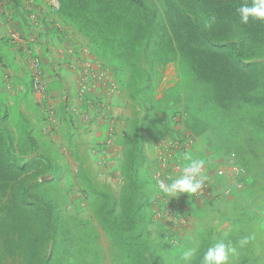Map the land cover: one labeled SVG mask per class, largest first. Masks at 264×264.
<instances>
[{
  "label": "trees",
  "instance_id": "16d2710c",
  "mask_svg": "<svg viewBox=\"0 0 264 264\" xmlns=\"http://www.w3.org/2000/svg\"><path fill=\"white\" fill-rule=\"evenodd\" d=\"M57 1L60 6L55 16L76 40L97 50L103 61L116 70L131 73L128 92L132 101L142 102L135 90L146 84L143 87L150 90L152 105L160 104L167 110L181 103L195 131L202 134L210 130L222 148L231 154L242 152L240 158L246 169H252L250 162H264V21L250 18L247 24L241 23L238 11L244 4L251 6L254 0H192L193 12L183 8L181 0ZM22 2L0 0V18L8 21L4 30H12L19 19L27 20ZM24 24L30 29L31 24ZM3 41L8 43L10 39ZM142 55L146 67L141 65ZM255 58L260 61L252 60ZM171 62L179 65L181 81L154 102L158 68ZM15 114L29 125L19 107L8 101V93L0 90V242L8 239L5 246L0 244V264L9 256L20 257L23 264H71L75 236H70V226L59 219L56 187H44L40 182L44 170L53 180L60 176L59 171L38 169V161L30 165L35 139L29 130L23 132L26 123L16 122ZM152 120L153 124L159 123ZM134 122V141L142 142L145 127L138 120ZM19 139L26 143H17ZM245 139L252 144L262 139L260 154L254 148L247 153ZM150 166L152 163L148 169ZM132 175L134 169H125L124 176ZM145 181L142 177L134 186L123 184L119 192L104 189L108 191L102 196L98 192L94 212L100 224L108 225L105 229L111 232V238L121 241L124 252L120 258L127 264H164L161 256L149 253L151 241L143 235L144 221H151L143 207L150 201L148 190L157 186L153 180V186ZM138 186L141 190L134 198L129 189ZM45 188L51 193L43 195ZM89 188L91 192L99 189L90 181ZM75 226L79 232L84 224L76 221ZM83 231L85 237L90 235L86 244L100 238L92 226ZM247 235L254 239L239 249L236 264H264L262 230L250 228L249 233L236 234L227 242L236 243ZM85 240L80 236V241ZM205 251L200 250L193 264H200Z\"/></svg>",
  "mask_w": 264,
  "mask_h": 264
},
{
  "label": "rangeland",
  "instance_id": "374dc122",
  "mask_svg": "<svg viewBox=\"0 0 264 264\" xmlns=\"http://www.w3.org/2000/svg\"><path fill=\"white\" fill-rule=\"evenodd\" d=\"M181 1L180 5L183 8L186 9L187 7L189 11L193 12L192 0ZM46 9L48 8L46 7ZM61 27L64 28L65 26L61 24ZM27 33L30 34V29H27ZM58 33L61 32L58 31ZM73 39L75 38L73 37ZM70 47L78 48L81 52L85 45L82 41H78V44L70 43L68 48ZM94 53L100 57L99 60L102 62V55L97 50ZM252 60L260 61L258 58ZM142 61L141 65L146 67V60L143 55ZM11 62L13 63V60ZM25 63H27V60ZM42 64L46 69L45 66L48 64L46 59L43 60ZM51 72L49 76H51ZM180 74L182 73L177 62H171L158 68L154 81L156 86V99L154 102L160 100L167 89L180 83ZM116 75L117 84L120 83L122 86L118 88L120 89L119 93H117L119 90L114 92L115 97H113L116 99H113V101L116 100L115 103L117 104L113 116H108V120L105 121V128H107L105 136H108L111 142L104 146H109L105 148L109 152L102 154L100 157L92 155L89 158H84L82 154L78 157L77 153L73 152L74 149L77 152L82 151L77 141L72 142L74 147H66L69 153L66 150H61L63 145L58 142L55 146L50 147L48 155L40 167L41 169H58L59 171L60 176L54 177L53 180L51 175H48L44 170L45 174L40 177V182L45 184L44 187L47 185L56 187V201L61 210L59 219L70 226V236H75L73 239L75 256L71 259V264H127L126 261L120 258L124 252L122 251L121 241L111 238L113 235L105 229L108 225L102 222L99 223L98 214L94 212L95 206H93V203L98 202L96 196L98 192H102L99 193L101 196L108 191L104 189L108 188L119 192L123 184L129 186L133 184L134 186L140 182L142 177L146 179V185H155L153 181L157 184L153 188L154 190H148L150 201L143 207L146 216L150 217L151 220L148 223L144 221L145 228H142L143 235L145 237L148 235L151 241L150 245L152 246L149 253L161 256V245H163L164 250H170L171 241H185L189 237H201L200 250H207L208 247L219 240L227 242L236 234L249 233L250 228H257L264 232L263 160L250 162L249 166L252 169H246L240 158L242 152L231 154L222 148L223 146L217 140L218 138L210 130H207L204 134H198L195 131L193 121L190 120V117L187 120V115L183 112L181 103L172 104L167 110L160 104L152 105L150 103V90L143 87L146 84L138 86L135 90L138 97L142 98V102H145H134L129 98L128 92V85L132 78L130 77L131 73L117 70ZM46 76L49 83L50 77H48L47 72ZM148 85L150 87V84ZM50 86L61 92L63 90L68 94L67 96L72 95V89L64 83H51ZM8 87L12 90L11 85H8ZM6 92L10 94L12 91L5 90ZM82 98L91 100L95 96L85 94ZM8 101L10 102V100ZM96 102L93 103L95 106L99 104ZM10 104L12 103L10 102ZM15 117L17 118H15L16 122L24 121L26 123L23 132L30 129L31 126L19 114H15ZM83 118L85 123L89 122L87 118ZM152 119L159 120V123H151ZM135 120H138L140 126L145 127V130H142V142L136 143L134 141ZM100 122L104 123L103 119ZM32 132H34V129ZM181 132L192 137V152L189 154L184 152L179 159H175L176 161L171 164L174 156L170 153H173V150L171 151L170 144L167 145V141L168 139H177L181 136ZM12 133L11 131L10 134ZM14 133L16 134L15 129ZM37 134L39 137L38 143H41L40 131ZM94 134L96 136L95 132ZM112 137H114V141L111 140ZM126 139H129V141H126ZM262 141V139H256L252 144L245 139L246 152L248 153L253 148L258 152ZM17 143L23 144L26 143V140L19 139ZM127 145L130 146L127 148ZM117 146L121 148L118 150ZM56 147L61 151H56ZM91 147L92 145L89 147L90 151ZM109 154L110 156H107ZM152 157L154 160L149 159ZM188 157L203 158L206 161L202 170L207 177L204 181V187L192 197L181 193L172 198L160 188V184L162 182L169 185L175 178L183 175V166L187 163L186 158ZM133 159L134 162H132ZM151 163L152 166L148 169ZM172 165L175 167H172ZM129 168L134 169L135 172L132 178L124 176L125 169ZM136 169H139V171ZM218 169H224V174H227L217 176ZM239 169L241 174L237 177L236 173ZM28 170H30V167ZM253 170L255 171L253 172ZM89 181L98 185L101 190L97 189L91 192ZM132 187L129 189L130 195L137 198L141 186L136 189H132ZM128 188L126 187V189ZM42 192L43 195H48L51 193V189L45 188ZM76 221L84 224L83 229H87L89 226L96 228L100 233V238L86 244L90 240V235L87 234L85 237L83 229L78 232L80 228H76ZM93 233L91 235L94 239L96 235L93 236ZM80 236L86 240L80 241ZM7 243V238L1 239V245L5 246ZM162 262L165 264L163 257ZM4 264L23 263L20 257L9 256L4 258ZM63 264L67 263L64 261ZM234 264H236V260Z\"/></svg>",
  "mask_w": 264,
  "mask_h": 264
},
{
  "label": "clouds",
  "instance_id": "9594fccd",
  "mask_svg": "<svg viewBox=\"0 0 264 264\" xmlns=\"http://www.w3.org/2000/svg\"><path fill=\"white\" fill-rule=\"evenodd\" d=\"M42 1L44 2L43 9L45 11H48L49 14L47 17H43L42 11H39V8L37 6H33V2H31L30 9L26 11L27 21H29V24H31L30 31H32V29H37L39 27L40 22L47 20L49 23V29L51 31L55 29L57 33L58 31H60L61 34L64 32L70 34L67 30V27L65 25L64 28L61 27L62 23L58 21V19L55 17V12L59 10V1ZM45 5L48 9H46ZM238 11L240 13L241 23L247 24L250 18L264 21V0H254L251 6L244 4L239 8ZM51 12L53 14H51ZM7 23L8 21L5 22L0 18V28H2V30H0V41L4 40L5 38H9L10 42H8V44L10 46L17 45L18 47L24 50L25 58L27 60L26 65L28 66L30 74L31 90L33 93L41 97V99H39L38 104L40 105L41 110L43 112V117H45L46 119L47 117H53L55 115V107L53 102L54 99L49 90V83L47 81L46 72L42 64V59L39 55L34 53L31 48L27 47V40L22 35V33L25 34L24 31L27 30L23 29L21 30V33L17 25L13 26L12 30H10V28L4 30L3 27ZM26 35H29L30 37L32 35V32L30 34L26 32ZM39 36L40 35L36 37L38 38ZM94 51V49H91L86 45L83 51L81 52H79L78 48L70 47L69 52L77 55L75 57L76 60H74V62H70V68L78 72V92L80 98H82L85 94H93L95 96L94 99L91 98V100H88V103L91 105L90 109L92 110V112L85 111L84 113H82V116L87 118L89 122L100 121L101 119H103V122L105 123V121L108 120V116H113V112L117 104L115 103L116 100L113 101V99H116L114 98V92L119 90L117 92L119 93L120 89L118 88H121L122 85L118 83V86L117 84V70L114 67L105 63L102 57L101 62L99 60L100 57L97 56ZM33 59H37L39 61L43 72V90L41 91H37L34 88L33 75L30 66L31 61ZM6 88V90L11 91L8 86ZM95 102L99 104L95 106L93 104ZM34 128V126L30 127V133ZM31 137L34 136L31 134ZM109 142L111 141L109 140ZM168 144H170L171 151L173 150V153H170L173 154L172 156H174L171 160V164H173L177 159H179L183 155L184 152H187V154L192 152L191 150L193 148V139L184 132H181V136L177 139H168L167 145ZM44 156L45 157L31 156L32 159H30V165L34 161H38L40 162V166H38V169H41V164L43 163L47 155ZM186 159L187 163L183 166V175L178 178H175L169 185H165L162 182L160 184V188L172 198L177 197L181 193L188 194L189 197H192L204 187V181L207 179V177L203 174L202 171L206 163L203 158L188 157ZM172 167L175 166L172 165ZM34 169H37V167L35 166ZM221 170L224 171L223 174H220ZM217 173V176H224L227 174H224V169H218ZM239 174H241L240 169L236 173L237 177L239 176ZM252 239H254V236L247 235L240 238L236 243H233L231 241L225 242L223 240H219L211 247H208L207 250L203 253L202 258L200 259V264H234L235 259L238 258L240 254L239 249H242L246 245H248ZM170 243V250H164L162 247L163 245H161V256L164 258L165 264H193L194 260H196L197 257H200L201 237L199 236L189 237L185 241L173 240Z\"/></svg>",
  "mask_w": 264,
  "mask_h": 264
},
{
  "label": "crops",
  "instance_id": "0c3cea01",
  "mask_svg": "<svg viewBox=\"0 0 264 264\" xmlns=\"http://www.w3.org/2000/svg\"><path fill=\"white\" fill-rule=\"evenodd\" d=\"M31 2H35L33 6H37L39 11H42L43 17L48 16V11L43 9L44 2L42 0H23L22 7L27 11L31 7ZM45 7L47 6L45 5ZM24 23H28L29 25V21L27 22L25 19L16 21L20 31L23 29L27 30L26 27H23L25 26ZM48 25L47 20L40 22L37 29L30 31V33L32 32L30 37L26 35L27 31H24L25 34L22 31L21 33L27 40V47L39 55L42 62L46 59L48 63L44 66L48 77H50L49 90L54 99L55 115L47 117V119L42 115L43 112L38 104L41 97L31 90L30 74L28 66L25 63L24 50L17 45L10 46L3 40L0 41V90H6V87L11 85L12 92L8 93V100L18 106L28 119L29 125L35 127L34 132L31 131L36 140L35 149L30 156L45 157L44 155H48L50 147L52 145L55 146L58 142L63 145V148L60 149L66 150L69 153L66 147H74L72 146V142L77 141L82 151L77 152L74 149L75 151L73 150V152L77 153L78 157L81 154L84 158H89L92 155L100 157L102 154L109 152L105 149L109 146H104L109 142L108 136H105L106 123L100 121L85 123L82 113L85 111L92 112L90 109L91 105L88 103V100L80 98L78 92V72L70 68V62H74L77 55L69 52L70 48H68V45L70 43L78 44V41L73 39L68 33L59 34L55 29L51 31ZM38 35L40 36L37 38L36 36ZM6 60L9 65H6ZM11 60H13V63ZM50 64L52 65L49 66ZM50 72L52 73L51 76H49ZM51 83H64L72 89V95L67 96L68 94L63 90L61 92L55 87L51 88ZM39 131L42 136L41 143H38L39 137L37 132ZM111 140L114 141V138L112 137ZM126 141H129V139H126ZM91 145L90 151L89 147ZM120 148V146H117L118 150ZM61 150L56 147V151ZM107 156H110V154Z\"/></svg>",
  "mask_w": 264,
  "mask_h": 264
},
{
  "label": "built area",
  "instance_id": "2783aa9c",
  "mask_svg": "<svg viewBox=\"0 0 264 264\" xmlns=\"http://www.w3.org/2000/svg\"><path fill=\"white\" fill-rule=\"evenodd\" d=\"M31 70L33 75L34 88L37 91L43 90V72L40 66V63L37 59L31 61ZM223 170L220 171V174H223Z\"/></svg>",
  "mask_w": 264,
  "mask_h": 264
}]
</instances>
